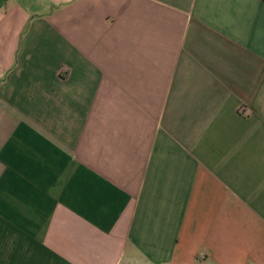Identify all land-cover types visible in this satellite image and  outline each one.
Here are the masks:
<instances>
[{"label":"crops","instance_id":"crops-1","mask_svg":"<svg viewBox=\"0 0 264 264\" xmlns=\"http://www.w3.org/2000/svg\"><path fill=\"white\" fill-rule=\"evenodd\" d=\"M0 264H264V0H0Z\"/></svg>","mask_w":264,"mask_h":264}]
</instances>
